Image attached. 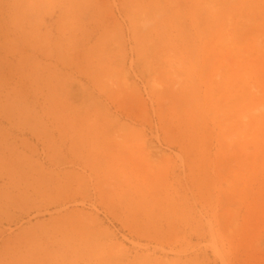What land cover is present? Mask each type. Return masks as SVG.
Listing matches in <instances>:
<instances>
[{
    "label": "rangeland",
    "instance_id": "1",
    "mask_svg": "<svg viewBox=\"0 0 264 264\" xmlns=\"http://www.w3.org/2000/svg\"><path fill=\"white\" fill-rule=\"evenodd\" d=\"M0 264H264V0H0Z\"/></svg>",
    "mask_w": 264,
    "mask_h": 264
}]
</instances>
